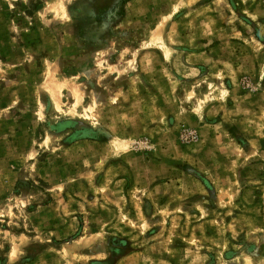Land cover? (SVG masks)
I'll list each match as a JSON object with an SVG mask.
<instances>
[{
    "label": "rangeland",
    "instance_id": "rangeland-1",
    "mask_svg": "<svg viewBox=\"0 0 264 264\" xmlns=\"http://www.w3.org/2000/svg\"><path fill=\"white\" fill-rule=\"evenodd\" d=\"M0 264H264V0H0Z\"/></svg>",
    "mask_w": 264,
    "mask_h": 264
}]
</instances>
